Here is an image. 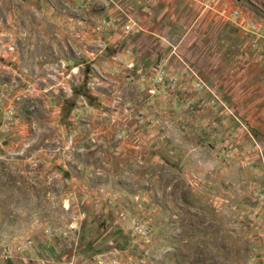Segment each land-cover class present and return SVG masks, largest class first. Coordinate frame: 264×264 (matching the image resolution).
I'll use <instances>...</instances> for the list:
<instances>
[{"label":"rangeland","instance_id":"obj_1","mask_svg":"<svg viewBox=\"0 0 264 264\" xmlns=\"http://www.w3.org/2000/svg\"><path fill=\"white\" fill-rule=\"evenodd\" d=\"M187 1L0 0V264H264V0Z\"/></svg>","mask_w":264,"mask_h":264},{"label":"crops","instance_id":"obj_2","mask_svg":"<svg viewBox=\"0 0 264 264\" xmlns=\"http://www.w3.org/2000/svg\"><path fill=\"white\" fill-rule=\"evenodd\" d=\"M165 1H169V0H165ZM188 3L192 4V2L190 0L187 1ZM199 6V5H198Z\"/></svg>","mask_w":264,"mask_h":264}]
</instances>
